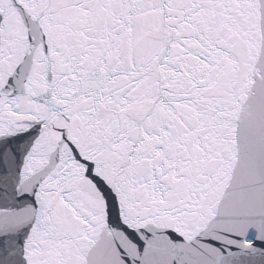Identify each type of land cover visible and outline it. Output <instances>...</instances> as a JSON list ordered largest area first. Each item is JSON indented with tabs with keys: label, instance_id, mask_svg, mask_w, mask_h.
I'll return each instance as SVG.
<instances>
[{
	"label": "snow or ice",
	"instance_id": "snow-or-ice-1",
	"mask_svg": "<svg viewBox=\"0 0 264 264\" xmlns=\"http://www.w3.org/2000/svg\"><path fill=\"white\" fill-rule=\"evenodd\" d=\"M0 264H264V0H0Z\"/></svg>",
	"mask_w": 264,
	"mask_h": 264
}]
</instances>
